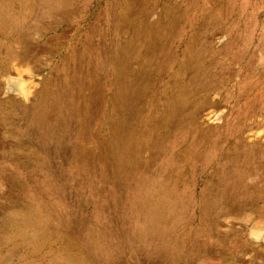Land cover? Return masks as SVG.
Listing matches in <instances>:
<instances>
[{
	"label": "rangeland",
	"instance_id": "rangeland-1",
	"mask_svg": "<svg viewBox=\"0 0 264 264\" xmlns=\"http://www.w3.org/2000/svg\"><path fill=\"white\" fill-rule=\"evenodd\" d=\"M0 264H264V0H0Z\"/></svg>",
	"mask_w": 264,
	"mask_h": 264
},
{
	"label": "bare ground",
	"instance_id": "bare-ground-1",
	"mask_svg": "<svg viewBox=\"0 0 264 264\" xmlns=\"http://www.w3.org/2000/svg\"><path fill=\"white\" fill-rule=\"evenodd\" d=\"M128 97H129V96H128ZM125 98H126V97H125ZM126 99H127V98H126ZM126 103H127V102H126ZM128 104H129V103H128ZM129 106H130V105H129ZM123 111H124V110H123ZM127 112H128V111H127ZM38 113H39V115L42 116V117L45 116V112L42 111V110H40V112H38ZM36 115H37V114H36ZM36 117H37V116H36ZM46 127H47V126H46ZM49 131H50V130H49ZM52 132H53V131H52ZM258 135H259V134H258ZM116 136H117V135H116ZM119 136H121V135H119ZM124 136H125V135H124ZM124 136H123V137H124ZM121 137H122V136H121ZM121 137H119V138H121ZM123 137H122V139H124ZM117 138H118V137H117ZM123 141H124V140H123ZM257 141H258V140H257ZM124 143L126 144V142H123V144H124ZM123 144H121L122 146L120 145V148L123 147ZM125 144H124V145H125ZM114 146H115V145H114ZM259 149H260V148H259ZM120 150H122V149H120ZM119 154H120V153H119ZM117 155H118V154H117ZM228 157H229V156H228ZM121 160H122V158H121ZM225 160H226V159H225ZM225 160H224V161H225ZM42 167H43V166H42ZM229 169H230V168H229ZM239 173H240V172H239ZM233 176H234V175H233ZM226 183H227V182H226ZM217 184H218V183H217ZM229 188H230V187H229ZM220 190H221V189H220ZM39 192H40V191H39ZM215 193H216V192H215ZM218 209H219V208H218ZM163 218H164V217H163ZM149 230H150V229H149Z\"/></svg>",
	"mask_w": 264,
	"mask_h": 264
},
{
	"label": "water",
	"instance_id": "water-1",
	"mask_svg": "<svg viewBox=\"0 0 264 264\" xmlns=\"http://www.w3.org/2000/svg\"><path fill=\"white\" fill-rule=\"evenodd\" d=\"M208 125V128H211L212 125H210L209 123H206Z\"/></svg>",
	"mask_w": 264,
	"mask_h": 264
}]
</instances>
